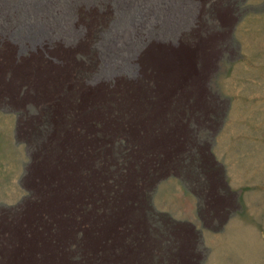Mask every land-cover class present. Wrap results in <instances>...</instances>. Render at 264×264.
I'll return each instance as SVG.
<instances>
[{"label": "rangeland", "instance_id": "374dc122", "mask_svg": "<svg viewBox=\"0 0 264 264\" xmlns=\"http://www.w3.org/2000/svg\"><path fill=\"white\" fill-rule=\"evenodd\" d=\"M0 264H264V0H0Z\"/></svg>", "mask_w": 264, "mask_h": 264}, {"label": "bare ground", "instance_id": "6f19581e", "mask_svg": "<svg viewBox=\"0 0 264 264\" xmlns=\"http://www.w3.org/2000/svg\"><path fill=\"white\" fill-rule=\"evenodd\" d=\"M200 155H201V154H200ZM200 155H199V156H200ZM21 178H22V177H21ZM1 204H2V203H1ZM3 205H5V204H3ZM8 205H9V204H8Z\"/></svg>", "mask_w": 264, "mask_h": 264}]
</instances>
